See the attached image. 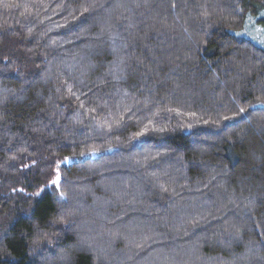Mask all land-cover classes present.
I'll return each mask as SVG.
<instances>
[{"label": "trees", "instance_id": "trees-1", "mask_svg": "<svg viewBox=\"0 0 264 264\" xmlns=\"http://www.w3.org/2000/svg\"><path fill=\"white\" fill-rule=\"evenodd\" d=\"M262 101L264 0H0V264H264Z\"/></svg>", "mask_w": 264, "mask_h": 264}, {"label": "snow or ice", "instance_id": "snow-or-ice-1", "mask_svg": "<svg viewBox=\"0 0 264 264\" xmlns=\"http://www.w3.org/2000/svg\"><path fill=\"white\" fill-rule=\"evenodd\" d=\"M239 35V34H238ZM261 104H262V106H264V101H262L261 102ZM251 107V106H250ZM240 113H245V109L244 108H241L240 110ZM225 119H230L229 117H225ZM94 154V153H93ZM83 155V154H82ZM67 159V158H66ZM52 185H54L55 187H56V189H58L59 188V185H60V177H59V174H57V177L54 179V180H52L51 182H50ZM40 193H36V195H39ZM60 195L61 196H63V193L61 192L60 193Z\"/></svg>", "mask_w": 264, "mask_h": 264}]
</instances>
